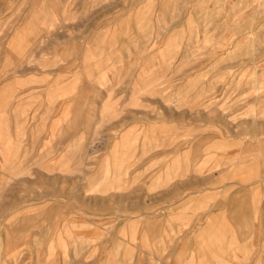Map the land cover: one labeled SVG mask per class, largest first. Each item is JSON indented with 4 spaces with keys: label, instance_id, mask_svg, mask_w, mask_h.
I'll return each mask as SVG.
<instances>
[{
    "label": "rangeland",
    "instance_id": "rangeland-1",
    "mask_svg": "<svg viewBox=\"0 0 264 264\" xmlns=\"http://www.w3.org/2000/svg\"><path fill=\"white\" fill-rule=\"evenodd\" d=\"M10 2L46 18V0L1 11ZM98 4L81 57L46 56V28L0 25V264H122L124 190L150 234L171 183L185 263L188 189L206 167L217 175L228 139L251 155L257 122L240 119L264 112V0ZM207 241L217 250L218 232Z\"/></svg>",
    "mask_w": 264,
    "mask_h": 264
},
{
    "label": "crops",
    "instance_id": "crops-1",
    "mask_svg": "<svg viewBox=\"0 0 264 264\" xmlns=\"http://www.w3.org/2000/svg\"><path fill=\"white\" fill-rule=\"evenodd\" d=\"M3 8L1 4L0 25L6 21L10 23L11 19H14V24L18 23L19 26L13 30L16 32L23 30L22 25H33L34 32L38 34H43L46 28V42H49L46 46L49 50L46 51V56L49 57L83 56L82 40L86 37L84 35L97 34L99 31L98 25H93V20L97 22L99 16L98 0H46V18L34 17V13L29 11L30 6L22 17L17 13L13 15L20 8L18 2H10L5 7L12 8L11 12L1 11ZM250 87L252 86L248 88ZM122 88L124 89L125 85H122ZM240 120L257 122L255 127L249 130L252 137L249 159H244L246 148L244 149L242 141L239 145L238 139H228V145L219 151L224 155H221L219 160L217 175L211 176L212 173L206 171L209 167H206L196 179L197 182L201 181L202 185H192L188 189L187 196L193 204L191 209L182 215L192 220L182 231L193 236H190L185 246L186 262H181L179 257L182 245L178 234L180 214L173 196L176 186L171 183L167 185L170 197L161 202L160 209L156 210L158 212L153 217L155 225L150 234L145 224L150 214L141 209L132 213L130 190H124L123 202L126 207L119 214L123 217L120 228L123 229L124 236L114 237L118 238L122 245L119 255L122 264H264V123L261 126L259 123L264 122V112H259L256 108L255 112ZM255 137L256 141L253 140ZM205 147L208 145H196L194 142L189 151L206 153L208 150H205ZM201 159L202 157L198 161ZM212 177L215 179L214 186ZM163 192V187L156 190V194ZM200 200L202 209L198 204ZM195 201L198 203L195 204ZM132 215L138 217L135 219L140 222L136 243H132L129 238L128 222L131 221ZM112 216H117V213ZM216 231L219 234L220 246L211 251L207 239L209 233ZM200 235L202 240H199ZM132 249L134 252L131 256Z\"/></svg>",
    "mask_w": 264,
    "mask_h": 264
}]
</instances>
